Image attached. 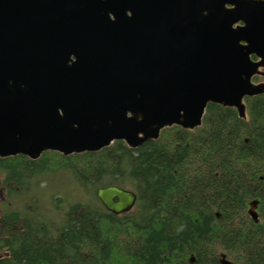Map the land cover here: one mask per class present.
Instances as JSON below:
<instances>
[{"label": "water", "instance_id": "obj_1", "mask_svg": "<svg viewBox=\"0 0 264 264\" xmlns=\"http://www.w3.org/2000/svg\"><path fill=\"white\" fill-rule=\"evenodd\" d=\"M261 67L264 0H0V156L136 148L210 103L244 118ZM96 194L115 214L137 200Z\"/></svg>", "mask_w": 264, "mask_h": 264}, {"label": "trees", "instance_id": "obj_2", "mask_svg": "<svg viewBox=\"0 0 264 264\" xmlns=\"http://www.w3.org/2000/svg\"><path fill=\"white\" fill-rule=\"evenodd\" d=\"M245 103L246 118L210 103L201 126L167 127L137 148L0 157V264H264V95ZM62 169L75 199L62 207L51 194V214H35L44 200L23 188ZM107 185L135 190V208L108 211L96 197Z\"/></svg>", "mask_w": 264, "mask_h": 264}, {"label": "rangeland", "instance_id": "obj_3", "mask_svg": "<svg viewBox=\"0 0 264 264\" xmlns=\"http://www.w3.org/2000/svg\"><path fill=\"white\" fill-rule=\"evenodd\" d=\"M262 81H264V77L261 78ZM3 177V175H1ZM0 176V181L3 180ZM42 179V186L40 185V182ZM45 179H48L47 183H45ZM72 181L70 177L66 176V174L63 173V169L60 172L57 173H43L42 175L37 174L34 178H32V181L29 186H26L23 188L22 193L24 196H20L21 198L28 196L29 199L32 197H37L38 199H43L44 202L39 205L38 201L34 204V207L36 206L35 214L42 215L44 213H48V216L51 214L50 206H51V194L59 193V196L61 197L60 205L63 207V195L71 201L74 200L76 197V190L74 189L73 185L70 183ZM3 183V187H4ZM6 186V185H5ZM5 195H8L4 193V195H1L0 192V208H1V214H3L4 207L7 205L6 197ZM17 201V199H16ZM16 201L14 203H16ZM3 202V203H2ZM13 203V204H14ZM12 204V206H13ZM23 201L19 202V205H22ZM256 202H253L252 205H255ZM12 206H9L12 208ZM49 207V209H48Z\"/></svg>", "mask_w": 264, "mask_h": 264}, {"label": "flooded vegetation", "instance_id": "obj_4", "mask_svg": "<svg viewBox=\"0 0 264 264\" xmlns=\"http://www.w3.org/2000/svg\"><path fill=\"white\" fill-rule=\"evenodd\" d=\"M2 174V173H1ZM0 174V175H1ZM0 192H1V195H4V193H7V186L4 185L3 187V181L1 180L0 181ZM1 208H0V214H1Z\"/></svg>", "mask_w": 264, "mask_h": 264}, {"label": "bare ground", "instance_id": "obj_5", "mask_svg": "<svg viewBox=\"0 0 264 264\" xmlns=\"http://www.w3.org/2000/svg\"><path fill=\"white\" fill-rule=\"evenodd\" d=\"M103 204V203H102ZM104 205V204H103ZM105 206V205H104ZM106 208V207H105ZM107 209V208H106ZM108 210V209H107ZM109 211V210H108Z\"/></svg>", "mask_w": 264, "mask_h": 264}]
</instances>
